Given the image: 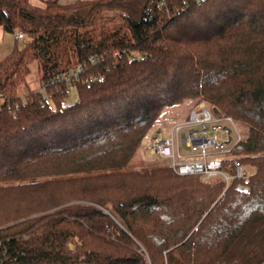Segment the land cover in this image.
<instances>
[{"label": "trees", "instance_id": "trees-1", "mask_svg": "<svg viewBox=\"0 0 264 264\" xmlns=\"http://www.w3.org/2000/svg\"><path fill=\"white\" fill-rule=\"evenodd\" d=\"M43 4L0 0V27L23 35L0 60V264H231L264 232V0ZM188 99L248 126L224 171L236 158L254 173L227 186L129 168Z\"/></svg>", "mask_w": 264, "mask_h": 264}, {"label": "built area", "instance_id": "built-area-1", "mask_svg": "<svg viewBox=\"0 0 264 264\" xmlns=\"http://www.w3.org/2000/svg\"><path fill=\"white\" fill-rule=\"evenodd\" d=\"M163 3L164 1L160 2ZM17 37L22 39L23 35L18 33ZM224 121H228L231 128L223 127ZM239 125L229 118L214 115L208 107H197L192 109L184 120L174 122L170 129L160 127L155 130L147 142V150L166 165L173 167L180 175H200L206 183L223 179L228 186L233 178L249 175L242 162L236 158L232 164L235 174L229 175L224 171V161L230 157L232 146L246 137L240 132ZM234 129L236 139L230 137L221 144L218 143V135L212 134L217 130L231 133ZM175 131L178 133L177 140L174 138ZM183 142L192 148L188 151V156L180 154ZM239 188L245 189L241 185Z\"/></svg>", "mask_w": 264, "mask_h": 264}, {"label": "rangeland", "instance_id": "rangeland-1", "mask_svg": "<svg viewBox=\"0 0 264 264\" xmlns=\"http://www.w3.org/2000/svg\"><path fill=\"white\" fill-rule=\"evenodd\" d=\"M41 7H44L43 3L41 4ZM118 16L119 13L115 11L105 13L102 19L96 21L97 27L100 28L102 25H105L107 27H114L119 22ZM39 84H40L39 73L35 64L33 66L32 74L28 78V86L31 89H35L39 87ZM26 90L27 87L23 86L20 93L23 96H25ZM69 98L71 102L77 100V93L75 89H72ZM201 106L208 107L212 111V113L216 115L214 111L215 108H213L209 103L202 101L200 99L185 100L182 103L173 106L174 109L168 110V108H172V107L165 108L162 111L160 117L157 119V121L151 128V130L147 133V135L143 139L136 154L134 155L133 159L129 164V168L143 169L154 166H166L164 161L160 160L158 157L151 154L147 150L148 140L150 139V137L152 136L155 130H158L160 127L170 129L174 122H180L184 120L192 109ZM239 124H240L239 125L240 132L245 134V136H247L249 132L248 126L241 122ZM222 125L223 127H227L228 129L231 128L230 123L228 121L222 122ZM214 133L218 135L219 144H221L222 142H226L230 137L235 140L237 136L235 130H233L231 133L225 130H217L216 132H212V134ZM174 138L175 140H177L178 138L177 131L174 132ZM182 149L183 152L192 150L191 147L187 146L186 142L182 143ZM243 165H244V169L248 174H252L255 172L254 167L247 164H243ZM70 246L73 247V245ZM262 256H264V232L261 233L256 231V232H252L245 240L239 241L231 245L228 254H226V256L224 257V261L226 262L227 260H230L231 264H248L247 262L250 261H251L250 264H264V261L260 263L258 262L259 258Z\"/></svg>", "mask_w": 264, "mask_h": 264}, {"label": "crops", "instance_id": "crops-1", "mask_svg": "<svg viewBox=\"0 0 264 264\" xmlns=\"http://www.w3.org/2000/svg\"><path fill=\"white\" fill-rule=\"evenodd\" d=\"M43 1L44 0H28L29 4H31V6H37V7H40L41 4L43 3ZM58 1L62 4H70V3H75V2L80 1V0H58ZM16 36H17V34L7 33L3 30L2 27H0V60L12 52V50L14 49V47L16 45V41H17ZM35 89H37V88H35ZM169 109H174V107L168 108V110ZM215 113L217 116L220 117L218 112H215ZM232 131L233 130H231V132ZM179 151H181L180 154H182V155H187V156L190 155L188 151L183 152L182 148Z\"/></svg>", "mask_w": 264, "mask_h": 264}]
</instances>
